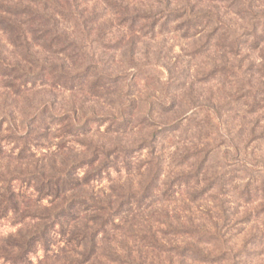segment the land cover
I'll return each instance as SVG.
<instances>
[{
    "label": "rangeland",
    "instance_id": "374dc122",
    "mask_svg": "<svg viewBox=\"0 0 264 264\" xmlns=\"http://www.w3.org/2000/svg\"><path fill=\"white\" fill-rule=\"evenodd\" d=\"M172 1L174 7L186 3L194 4L197 9L208 7L200 0ZM117 3L125 4L130 13L136 9L157 12L163 9L164 0H82V7L91 12L95 21L88 26L90 45L104 57L105 72L111 76L103 90L69 91L49 84L17 93L15 88H5V82L0 80V119L5 120L0 136L10 139L20 135L33 141L32 150L25 153V157H17L18 147L13 155H6L8 150L3 151L0 163L6 169L51 163L60 166L62 161L74 158L73 154L88 155V148L99 145L108 148L119 142L126 147L137 146L148 133L166 131L156 146V153L163 159V174L157 184L158 199L164 201L154 209L162 215L165 214L162 208L168 210L174 225V217L183 221L189 218L203 220L218 233L224 245L215 239L208 246L214 257L208 264H264V208L259 202L245 203L241 193L248 182L257 184L264 174V101L252 104L250 97H240L242 90L238 84H232L230 77L219 72L212 74L217 65L241 61L251 83L255 86L263 84L264 45L256 50L246 49L238 58H230L214 47L200 50L207 32L188 37L176 24L162 26V20L157 25L152 20L132 24L130 20H121L119 10L113 7ZM68 25L70 33L81 45L84 35L72 22ZM73 112L78 117L95 113L115 118L121 112L131 122L124 130L115 131L114 120H110L94 127L89 135L77 138L62 135L59 126L49 131L26 133L25 124L30 119L45 117V121H50L49 117L54 113L74 116ZM175 120L183 123L178 130L164 129V125ZM149 123L155 124L150 127ZM22 141L19 139L16 144ZM196 151L200 158L207 153L200 179L205 176L207 182H211L222 177L223 188L220 189V182L215 181L212 190L194 196L206 182L195 185L192 180L189 184L183 182L180 188L176 186L178 190L174 196L162 198L166 183H170L175 174L194 167L198 156L191 153ZM148 152L136 148L132 152L134 157L124 152L118 157L110 155L111 167L100 182L93 183L94 191L116 195L127 190L129 185L139 188L146 184L150 174L143 167V161L148 159ZM191 198L197 200L190 202ZM12 215L3 221L0 247H5L10 234L21 225L24 228L29 225L17 224L16 216ZM129 215L131 220L132 212ZM73 223L66 227L68 233ZM162 228L168 232L162 240V251L142 248L139 243L129 244V238L137 239L139 229L136 226L133 231L112 232L114 234L100 245L96 257L86 264H132V260L144 264H171V256H167L165 250L169 244L167 239L175 244L181 237L169 232L168 226ZM66 238L67 235H59L52 239L54 245L48 253L50 261L42 264H85L78 261H83L79 254L81 248L66 243ZM124 250L133 253L135 259L120 262L118 255L123 256ZM38 257L34 260L37 264H40L39 259L48 258L42 251L38 252ZM174 260V264H178L176 256ZM0 264L12 263L0 258Z\"/></svg>",
    "mask_w": 264,
    "mask_h": 264
},
{
    "label": "trees",
    "instance_id": "16d2710c",
    "mask_svg": "<svg viewBox=\"0 0 264 264\" xmlns=\"http://www.w3.org/2000/svg\"><path fill=\"white\" fill-rule=\"evenodd\" d=\"M200 1L207 3L208 7L197 9L192 3L174 7L172 0H164L163 9L157 12L136 9L130 13L127 6L120 3L113 7L119 10L121 20H130L132 24L152 20L157 25L162 20V26L176 24L188 37L207 32L205 44L199 49L214 47L223 50L230 58H238L246 49L256 50L264 45V0ZM86 11L82 7V0H0V80L5 82V88H15L20 93L49 84L69 91L85 88L99 91L107 87V79L110 80L111 76L105 72L104 57L90 45L88 26L95 21L91 12ZM95 18L98 19L97 16ZM69 22L84 35L81 45L70 33ZM243 69L241 61L228 62L215 66L212 74L219 72L230 77L232 84L240 86V97H250L252 104L264 101V82L253 85L247 76L248 72ZM75 114L54 113L53 117H49L50 121H45V117L30 119L25 124L26 133L49 131L59 126L62 135L77 138L89 135L94 127L98 128L110 120H114L112 124H115V131L124 130L131 122L121 112L117 118L95 113L82 117ZM4 121L0 119V132ZM154 124L149 123L148 126ZM182 124L175 120L164 125V129L178 130ZM162 131L148 133L137 146L126 147L119 142L108 148L103 145L88 148V155L73 154L74 158L62 161L60 166L51 163L32 168L6 169L0 163V236L4 232L3 221L11 214L16 216L17 224H29L25 228L21 225L15 233L10 234L5 247H0V258L12 264H37L34 260L39 258L38 252L42 251L48 258L39 259V263L48 262L51 258L48 253L54 245L52 239L67 235L66 243L81 248L79 254L83 261H78L86 264L96 257L100 245L112 232L120 229L133 231L136 226L139 229L137 239L134 241L129 238V244L139 243L142 248L162 251V240L168 234L162 227L168 226L169 232L181 237L175 244L170 238L167 239L169 244L165 250L167 256H171V264L175 263L174 256L178 258V264L212 262L214 257L208 246L215 239L224 245V240L217 232L203 220L191 218L183 221L174 217V225L168 210L162 208L161 211H165L162 215L158 209H154L164 201L158 199L157 187L163 174V159L156 153L159 139L166 134V131ZM19 139L23 141L16 144ZM29 142V137L22 138L20 135H13L10 139L0 136V154L8 150L6 155H13L19 147L17 157L21 159L32 150L33 141ZM136 148L140 152L149 150L148 159L143 161V167L150 174L148 182L139 188L129 185L127 190L116 195L95 192L93 183L100 182L111 167L109 156L118 157L124 152L134 157L132 152ZM191 154L198 156L194 167L190 171L175 174L170 183H166L162 198L174 196L177 187L180 188L183 182L189 184L192 180H195V185L206 182L194 192V196L212 190L215 181L220 182V189L223 188L225 182L222 177L214 178L211 182H207L205 176L203 180L200 179L207 162V153L201 158L199 151ZM241 193L245 203L259 202L264 208V174L257 184L248 182ZM195 200L197 198L189 199L190 202ZM131 212L133 216L130 220ZM72 222H75L74 226L68 233L66 227L69 228ZM129 244L127 246L130 248ZM173 251L174 254H171ZM124 252L123 256L118 255L120 262L135 259L133 253ZM132 264L144 263L132 260Z\"/></svg>",
    "mask_w": 264,
    "mask_h": 264
}]
</instances>
